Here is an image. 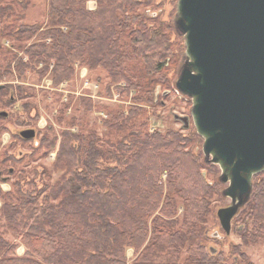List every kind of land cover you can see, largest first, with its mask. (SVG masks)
<instances>
[{"label":"trees","instance_id":"1","mask_svg":"<svg viewBox=\"0 0 264 264\" xmlns=\"http://www.w3.org/2000/svg\"><path fill=\"white\" fill-rule=\"evenodd\" d=\"M86 1L48 0V23L54 29L48 35L51 42H35L25 53L45 65L41 75L54 61V82L69 79L73 63L90 69L101 66L113 80L125 81L151 102L154 91L136 79L157 77L162 61L179 54L170 45L164 21H157L159 15L139 11L151 0H98L95 12L86 9ZM18 5L25 8L27 3ZM11 9L0 7V18H11ZM4 25L0 38L15 41L33 38L38 30L37 23ZM0 51L10 54L0 68L2 79L16 67L15 55L1 45ZM29 62L17 59L19 75ZM27 94L21 87L2 85L0 105ZM140 110L133 107L128 113L114 114L104 123V137L64 131L56 160L50 169L41 167L45 178L38 185L35 178L24 175L13 182L11 191L0 188V264H227L220 250L210 245L215 238L205 225L211 198L219 193L217 182L208 180L205 171L216 172L217 165L202 161V153L188 147L178 131H147ZM9 116L0 115V134L8 129L1 121ZM14 138L28 142L13 133L9 146ZM56 139L49 131L43 133L34 152L53 149ZM23 158L4 151L0 182L4 170H9L3 163L16 164ZM53 172L60 175L50 183ZM252 181L248 206L253 203V212L263 214L256 217L251 234L256 242L264 237V171ZM7 231L25 245L23 256L15 255L17 243L6 238ZM127 248L136 255L131 263Z\"/></svg>","mask_w":264,"mask_h":264},{"label":"rangeland","instance_id":"2","mask_svg":"<svg viewBox=\"0 0 264 264\" xmlns=\"http://www.w3.org/2000/svg\"><path fill=\"white\" fill-rule=\"evenodd\" d=\"M20 2L27 3L25 8L18 5ZM0 7H12L11 18H0L2 23L0 31L6 26L4 24L10 22L11 24L13 22L15 27L26 23L38 24L37 33L33 38L21 41L6 39L5 36L0 38L1 47L8 49L15 55L12 65L16 67V70L13 69L11 74L4 73L0 79V86L8 84L15 89L21 87L29 93L26 97L18 98L10 105H0V113L5 112L6 115H10L8 119L1 121L8 126V129L0 134V158L5 150L8 154L15 152L18 157L19 155L24 156L23 160H19L16 164L11 161L3 163L6 168L9 167V170L3 172V181L0 182L2 191H11L13 182L17 178L25 176L29 179L35 178V183L38 185L39 179L45 178L42 175L41 167L50 169L56 160L61 134L64 131L75 134L89 131L102 137L105 131V122L110 121L112 116L118 112L128 113L133 107L141 109L137 112L142 115L141 119L146 122L147 131L163 132L168 129L178 131L185 137L188 147L202 153L203 139L201 136L200 138L197 137L198 134L190 117L191 101L178 92L175 87V81L184 60L183 38L175 30L173 22L176 13V0H151L146 6L141 5L139 7V11H145L150 17L153 16V13L159 15L157 21H164V29L170 45L179 51V54L176 53L174 58L168 56L162 61L157 77L136 79L139 84L148 85L150 90L154 91V98H151V102H147L138 90L130 88L125 81L113 80L101 66L90 69L79 62L73 63V73L69 79L54 82L52 72L54 61H52L49 63L48 69L41 75L45 65L33 62L30 56L25 53V49H28L35 42H51L48 35L54 29L48 23V0H0ZM85 7L88 11L95 12L98 8V0H87ZM59 27L62 30L65 29L64 26ZM179 45H181V49L178 48ZM8 56L10 54L0 51L1 69L5 67ZM19 58L30 61L28 68L20 73L21 75L17 70V59ZM160 76H163L164 79L162 80ZM14 95L17 94L14 93ZM138 96L143 100H136ZM24 103H28L29 107L24 108ZM25 109L26 113L24 112ZM27 113L35 114L36 118H29ZM182 116H189L187 128L178 119ZM23 118L29 119V124H22L17 121L18 119L21 121ZM28 128L35 130V136L32 139H25L28 142L23 143L18 141V138H14L15 143L9 146L12 142L11 135L13 133L19 134L21 130ZM47 131L57 137L54 148L34 152L42 134ZM202 161L208 164L203 153ZM217 169L216 172H213L211 168L205 171L206 178L208 180L214 179L219 189V193L211 198L210 207L212 211L206 216L205 225L210 230V236L213 235L215 238V241L210 245L220 250L221 256L224 257V263L264 264V237H259V240L255 242L251 235L255 233L254 229L257 227L254 225L256 217L263 214L258 215L253 212V203L248 206L250 198L246 202L247 204L245 203L232 218L228 234L220 225L217 211L222 207L229 206L230 199L223 195L227 185L219 180L220 169L218 166ZM9 171H12L11 174L8 173ZM59 175L60 172H53L50 183H53ZM162 177L165 179V175ZM181 213L182 206L178 210V215ZM5 236L8 240L17 243L15 255L23 256L26 250L25 245L10 231H7ZM135 257L134 249L127 248V262L131 263Z\"/></svg>","mask_w":264,"mask_h":264},{"label":"water","instance_id":"3","mask_svg":"<svg viewBox=\"0 0 264 264\" xmlns=\"http://www.w3.org/2000/svg\"><path fill=\"white\" fill-rule=\"evenodd\" d=\"M173 22L184 43L175 87L191 101L205 161L227 185L230 204L217 216L228 234L264 171V0H176ZM178 119L188 127L189 116ZM19 135L32 139L35 130Z\"/></svg>","mask_w":264,"mask_h":264}]
</instances>
